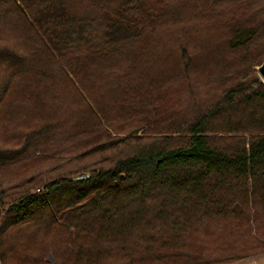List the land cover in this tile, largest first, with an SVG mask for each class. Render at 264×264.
Segmentation results:
<instances>
[{"label":"trees","instance_id":"trees-1","mask_svg":"<svg viewBox=\"0 0 264 264\" xmlns=\"http://www.w3.org/2000/svg\"><path fill=\"white\" fill-rule=\"evenodd\" d=\"M0 30V264L264 252V0H0Z\"/></svg>","mask_w":264,"mask_h":264},{"label":"rangeland","instance_id":"rangeland-1","mask_svg":"<svg viewBox=\"0 0 264 264\" xmlns=\"http://www.w3.org/2000/svg\"><path fill=\"white\" fill-rule=\"evenodd\" d=\"M0 31H2V30H0ZM7 34H6V36H7ZM0 44H1V41H0ZM207 79H208L207 75L203 74L202 81H207ZM138 134H141V132H139ZM118 151L119 150H117V151H111V152H107V153L116 154ZM68 155L69 154L64 155V156L60 157L59 159L54 160V161H51V162H57V161H64L65 162L66 160L69 159V158H67ZM107 158H110V156L108 154L97 153V154H94L93 156H91L89 158H84L83 161H81V162H79V161L78 162H72L71 164L77 165V166L87 165V166H90V168H92V167H101V166L109 165L110 164V160H107ZM51 162H49V163H51ZM49 163L36 165L29 172V174H32L38 168H40V167H42V166H44L46 164H49ZM53 165H56V163H54ZM245 238H248V237L245 236V237H242L240 239L241 240H244ZM248 243L251 245L249 239L247 240V242H245L243 244H240V245H242V246H249ZM227 264H264V252L250 254V255H248L246 257H243L241 259H238L236 261H233V262L227 263Z\"/></svg>","mask_w":264,"mask_h":264},{"label":"water","instance_id":"water-1","mask_svg":"<svg viewBox=\"0 0 264 264\" xmlns=\"http://www.w3.org/2000/svg\"><path fill=\"white\" fill-rule=\"evenodd\" d=\"M258 74L260 76V78L262 79V81L264 82V62L261 63L259 66L256 67ZM49 260L51 262H53V264H56L55 260L53 259V257H49Z\"/></svg>","mask_w":264,"mask_h":264}]
</instances>
